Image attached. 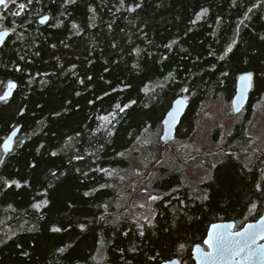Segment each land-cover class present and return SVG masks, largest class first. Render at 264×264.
Returning <instances> with one entry per match:
<instances>
[{
	"label": "trees",
	"instance_id": "16d2710c",
	"mask_svg": "<svg viewBox=\"0 0 264 264\" xmlns=\"http://www.w3.org/2000/svg\"><path fill=\"white\" fill-rule=\"evenodd\" d=\"M0 11V92L17 84L0 99V264H193L211 224L262 215L264 148L246 127L264 96V0H16ZM247 72L249 102L211 178L188 184L181 161L160 160L154 215L137 219L129 172L142 155L128 153L157 141L179 96L189 107L174 139L190 138L204 102L230 106Z\"/></svg>",
	"mask_w": 264,
	"mask_h": 264
},
{
	"label": "rangeland",
	"instance_id": "374dc122",
	"mask_svg": "<svg viewBox=\"0 0 264 264\" xmlns=\"http://www.w3.org/2000/svg\"><path fill=\"white\" fill-rule=\"evenodd\" d=\"M16 0H7V7ZM5 8V6H4ZM2 12L0 11V22ZM4 30L0 24V31ZM3 93V92H2ZM0 92V96L2 95ZM238 114L233 112L232 104L228 106L223 97L218 99L209 98L201 106L196 121V131L186 140H172L170 147L163 152V142L161 140L162 133L156 138L150 135L146 136L140 144L136 145L128 156L134 159L136 153H140L142 158H135L132 169L130 170V178L133 180L138 178L137 193L130 202L136 209L139 208L137 219H145L154 215L153 202L157 193L150 191L148 183L156 177L157 172L153 170L162 159H178L183 165V179L188 184H199L207 181L212 176V163L216 161L215 153L218 148L224 145L226 139L233 133ZM219 132V142H215L213 133ZM247 136L250 142L256 147L264 148V96L256 107V110L246 127ZM246 149V148H245ZM177 150H184L185 155H178ZM153 152L152 162L144 163V156ZM164 154V157L162 158ZM188 158H190L188 160ZM156 163V164H155ZM155 164V165H154ZM154 172V173H152ZM152 174V178L147 182L146 179ZM103 249H101L98 259L103 258Z\"/></svg>",
	"mask_w": 264,
	"mask_h": 264
},
{
	"label": "water",
	"instance_id": "95a60500",
	"mask_svg": "<svg viewBox=\"0 0 264 264\" xmlns=\"http://www.w3.org/2000/svg\"><path fill=\"white\" fill-rule=\"evenodd\" d=\"M3 7H4V5H0V10ZM49 19H50V16L46 15V16L41 17L39 21H40V23L45 24L49 21ZM0 33H3V37L0 38V46H2L4 44V42L6 41V39L9 37L10 31L6 29V30H1ZM248 73H250V72L242 74L238 78V81H237L236 94L232 100V108H233V112L235 114H239L240 112H242V110L245 108V106L249 102V96H250V92H251L252 84H253V75L251 73V86L246 88V89H243V92H242V82L240 79L242 76H244ZM10 82L13 84V87L11 89H9L8 88L9 82L7 83L6 89L1 96V97H3L1 100L10 99L13 96L14 92L16 91V89H17L16 82H14V81H10ZM188 107H189V101H188V98L185 96H179L173 101L172 107L167 112V114L164 118V121H163V135H162V141L164 143L163 152L165 151V149L168 146L171 145V142L175 137L176 131H177V129H178V127L182 121V118L184 117ZM170 113H174V115L170 116L169 115ZM20 130H21V127L15 128L9 134V136L6 139H4V141L2 142V149H3L5 154H8L13 150L16 137L18 136ZM163 157H164V154H163L162 158ZM260 222H264V211H263L262 215L257 220L247 222L241 229H236V223L233 220L215 222V223L210 225L205 240L208 238L209 232L213 231V229H212L213 225L225 226V227L216 229V231L236 232V231L245 230L248 224H253V225L259 226ZM229 225L231 227H227ZM257 243L258 244H264V240L258 238ZM197 245H199V247H200L199 252L196 251ZM206 246L208 247V245H206ZM209 251H211V249H209V247H208V250H206L203 247V245H201V244L194 245L192 247V250L190 253L191 258L195 261L194 264H201L199 257L203 253H207ZM161 264H183V260L181 258H174L172 260L165 261ZM213 264H241V262L240 261H232V260H217V261H214ZM244 264H264V261H261L259 259H255L253 261L244 262Z\"/></svg>",
	"mask_w": 264,
	"mask_h": 264
},
{
	"label": "snow or ice",
	"instance_id": "6c2138e0",
	"mask_svg": "<svg viewBox=\"0 0 264 264\" xmlns=\"http://www.w3.org/2000/svg\"><path fill=\"white\" fill-rule=\"evenodd\" d=\"M0 5L7 7V0H0ZM23 7L24 5H20L21 9ZM16 14L18 15L19 13ZM2 37L3 33H0V38ZM240 79L243 92V89L251 86V73L242 76ZM12 87L13 84L9 82L8 88L11 89ZM2 98L3 97H0V99ZM169 115H174V113H170ZM36 207H39V205H36ZM222 227L225 226L213 225V231H210L208 238L203 241L204 244L208 245L211 251L203 253L199 257L201 264H213V262L217 260L240 261L241 264L255 259L264 261V244L257 243L258 238L264 240V222H260L259 226L248 224L243 231H216V229ZM227 227L231 226L229 225ZM196 251H200L199 245H197Z\"/></svg>",
	"mask_w": 264,
	"mask_h": 264
},
{
	"label": "flooded vegetation",
	"instance_id": "af4514ba",
	"mask_svg": "<svg viewBox=\"0 0 264 264\" xmlns=\"http://www.w3.org/2000/svg\"><path fill=\"white\" fill-rule=\"evenodd\" d=\"M5 89H6V88H5ZM4 91H5V90H4ZM4 91H3V92H4ZM2 94H3V93H2ZM1 96H2V95H1ZM1 96H0V97H1ZM228 138H229V137H228ZM228 138L226 139V141L228 140ZM226 141H225V142H226ZM171 143H172V142H171ZM168 147H170V146H168ZM168 147H167V148H168ZM167 148H166V149H167ZM216 150H225V148H224V147H221V148H218V149H216ZM226 150H231V149H226ZM154 169H155V166L153 167V170H154ZM154 171H155V170H154ZM201 245H203V247H204L206 250H208V247H207L204 243H202ZM193 261H194V260H193ZM184 263H185V260H183V264H184ZM194 263H195V261H194ZM194 263H193V264H194Z\"/></svg>",
	"mask_w": 264,
	"mask_h": 264
}]
</instances>
